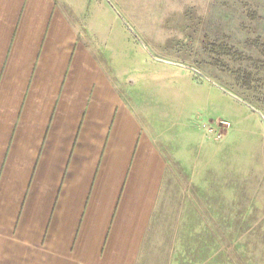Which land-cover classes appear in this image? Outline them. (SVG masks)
Here are the masks:
<instances>
[{
	"label": "crops",
	"instance_id": "crops-1",
	"mask_svg": "<svg viewBox=\"0 0 264 264\" xmlns=\"http://www.w3.org/2000/svg\"><path fill=\"white\" fill-rule=\"evenodd\" d=\"M82 9L0 0V264H157L160 230L169 246L167 145L148 130V95L123 96ZM218 215L209 203L200 230ZM223 220L230 233L227 201Z\"/></svg>",
	"mask_w": 264,
	"mask_h": 264
},
{
	"label": "rangeland",
	"instance_id": "rangeland-1",
	"mask_svg": "<svg viewBox=\"0 0 264 264\" xmlns=\"http://www.w3.org/2000/svg\"><path fill=\"white\" fill-rule=\"evenodd\" d=\"M80 6L123 96L148 95V130L167 145L169 246L160 230L157 264H264V0H73L74 13ZM214 201L217 228L200 230Z\"/></svg>",
	"mask_w": 264,
	"mask_h": 264
},
{
	"label": "built area",
	"instance_id": "built-area-1",
	"mask_svg": "<svg viewBox=\"0 0 264 264\" xmlns=\"http://www.w3.org/2000/svg\"><path fill=\"white\" fill-rule=\"evenodd\" d=\"M223 124H224V127H228V126H229V124L226 123V122H223ZM209 132H215V131L212 130V129H210ZM220 136H221V133H217V134H216V137H217V138H219Z\"/></svg>",
	"mask_w": 264,
	"mask_h": 264
}]
</instances>
